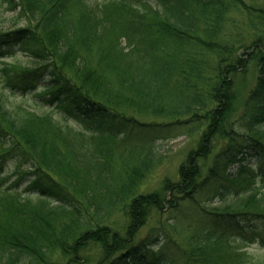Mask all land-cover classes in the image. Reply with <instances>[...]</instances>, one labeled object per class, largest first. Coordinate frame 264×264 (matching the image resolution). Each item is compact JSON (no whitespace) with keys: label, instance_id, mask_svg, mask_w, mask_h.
Returning a JSON list of instances; mask_svg holds the SVG:
<instances>
[{"label":"trees","instance_id":"trees-1","mask_svg":"<svg viewBox=\"0 0 264 264\" xmlns=\"http://www.w3.org/2000/svg\"><path fill=\"white\" fill-rule=\"evenodd\" d=\"M0 11L21 25L0 30V264H243L236 242L264 248V0ZM181 136L195 147L178 180L149 189Z\"/></svg>","mask_w":264,"mask_h":264},{"label":"rangeland","instance_id":"rangeland-1","mask_svg":"<svg viewBox=\"0 0 264 264\" xmlns=\"http://www.w3.org/2000/svg\"><path fill=\"white\" fill-rule=\"evenodd\" d=\"M15 14L14 13H1L0 11V30L7 31L10 29H13L15 27L21 26L15 24V19L13 20ZM17 62L20 63H26L25 59H17ZM245 80V82H244ZM246 84L245 86L248 88V86L251 85L252 80L251 79H241L238 78L235 82V87L237 90H241V87H245L243 84ZM243 85V86H242ZM195 146L193 144L192 139L188 138L187 136H181L178 138L173 139L171 142H169L164 147H158L156 150V154L158 157V163L156 164V169L154 172V175L152 177V180L150 181L149 189L157 188L160 184V182L166 178H169L171 181L176 182L178 180L177 178V170L178 166L183 163L185 154L188 153L191 149H193ZM216 149H214L213 152H217ZM212 155L204 162H200L199 164L203 166V168L207 169L212 165ZM156 157V158H157ZM252 166L256 167V161L250 162ZM206 175V172L203 173V176ZM260 192V199L264 198V190L259 191ZM200 199V197H199ZM198 199V200H199ZM264 200V199H263ZM214 206V205H213ZM219 206L209 207L208 210L211 209H218ZM220 209V208H219ZM194 213L189 208H184L183 211L180 214H177V220L176 227H178V230L176 228V231L174 232V235H176V238L180 244V246L183 249H186V235L184 234V230L187 227V225H190L189 218L191 220L196 219L193 217ZM191 216V217H190ZM199 217L197 216V224H198ZM159 219L157 218L151 222L152 224L149 226V228H152V225H156ZM162 221L165 222V217L162 218ZM196 224V225H197ZM194 225V226H196ZM253 229H259L257 225H254ZM145 231H143L142 235H144ZM234 247L237 248V250L240 253L245 254V258H243V264H261L264 262V248H260L257 245H243L241 243H235Z\"/></svg>","mask_w":264,"mask_h":264}]
</instances>
